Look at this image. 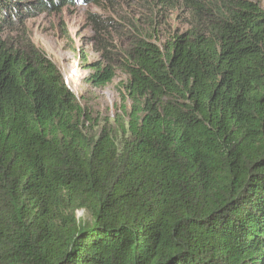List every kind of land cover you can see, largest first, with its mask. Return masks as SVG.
Returning a JSON list of instances; mask_svg holds the SVG:
<instances>
[{"label":"trees","instance_id":"1","mask_svg":"<svg viewBox=\"0 0 264 264\" xmlns=\"http://www.w3.org/2000/svg\"><path fill=\"white\" fill-rule=\"evenodd\" d=\"M74 1L0 0V264H264L261 0H157L187 28L131 26L89 64L126 77L111 121L26 27Z\"/></svg>","mask_w":264,"mask_h":264},{"label":"rangeland","instance_id":"2","mask_svg":"<svg viewBox=\"0 0 264 264\" xmlns=\"http://www.w3.org/2000/svg\"><path fill=\"white\" fill-rule=\"evenodd\" d=\"M264 6V0H261ZM157 0H116L95 5L82 3V0L67 4L61 9L41 12L35 17L27 18L26 27L32 42L45 51L63 74L66 85L77 95L82 105L90 109L94 116L101 119H121L129 104L121 98V82L126 77L120 71L110 83L95 86L88 79L94 73L89 64L102 61L104 47L113 48L125 45L124 33L131 26H152L159 22L160 36L169 32L187 28L188 13L179 7H157ZM104 20L110 25L105 31L102 26H95L90 15ZM117 23V25H115ZM119 26L115 29L112 26ZM105 34L104 41L97 43V36ZM82 221L90 220L86 210H78Z\"/></svg>","mask_w":264,"mask_h":264},{"label":"bare ground","instance_id":"3","mask_svg":"<svg viewBox=\"0 0 264 264\" xmlns=\"http://www.w3.org/2000/svg\"><path fill=\"white\" fill-rule=\"evenodd\" d=\"M83 3V2H82Z\"/></svg>","mask_w":264,"mask_h":264}]
</instances>
